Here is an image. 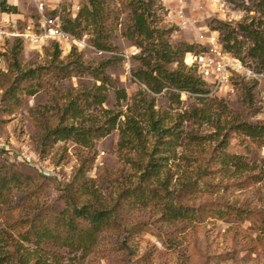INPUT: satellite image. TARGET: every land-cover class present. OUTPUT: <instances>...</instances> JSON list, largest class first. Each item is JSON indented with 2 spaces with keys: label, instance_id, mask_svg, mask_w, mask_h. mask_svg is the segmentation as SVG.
<instances>
[{
  "label": "rangeland",
  "instance_id": "374dc122",
  "mask_svg": "<svg viewBox=\"0 0 264 264\" xmlns=\"http://www.w3.org/2000/svg\"><path fill=\"white\" fill-rule=\"evenodd\" d=\"M53 1L64 25L74 20V5L81 13L91 8L89 0ZM14 2L18 12L13 14L25 18L18 27L23 30L35 9L26 0ZM100 3V35L84 18L76 31L67 30L82 45L52 42L37 48L17 38L4 46L0 176L6 182L0 184V264L24 257L27 264H264V135L243 129L264 126V79L241 82L225 97L171 84L155 93L138 76L147 70L144 58L154 62V55L147 43H137L132 27L135 9L143 6L151 25L167 30L165 38L181 49L178 61L167 66L170 70L182 67L199 77L186 62L190 52L184 51H200L213 31L225 48L233 45L235 54L239 51L240 58L261 69L250 55L253 43L245 29L262 22L258 28L264 34L259 0H208L197 29L176 24L171 0ZM3 18L8 17L0 14V27L7 29ZM98 40L107 48L97 47ZM32 70L36 76L30 77ZM96 73L108 81L101 89ZM9 87L15 88L13 99ZM89 91L105 95L104 104L88 98ZM74 98L83 108L80 122L88 125L105 122L103 109L133 114L149 146L154 132L149 133L145 102L154 99L155 118L179 133L177 145L158 160L163 163L160 173L142 178L140 162L146 157L132 148L124 150L127 158L119 153L118 128L96 140L92 149L46 136L48 129L72 122V114L64 116L63 109ZM2 146L37 157L42 165L15 161ZM84 204L111 212V223L95 241L87 242L83 233L89 222L74 218L70 225L67 220L72 209ZM44 226L53 234L39 239L36 229Z\"/></svg>",
  "mask_w": 264,
  "mask_h": 264
},
{
  "label": "trees",
  "instance_id": "16d2710c",
  "mask_svg": "<svg viewBox=\"0 0 264 264\" xmlns=\"http://www.w3.org/2000/svg\"><path fill=\"white\" fill-rule=\"evenodd\" d=\"M89 6L91 8L85 7L83 12H80L76 19L68 20V22L64 25L65 29L76 31V27L80 26L79 19L84 18L87 25H94L97 31L96 33L100 35V21L102 18L100 0H89ZM0 10L2 12L9 13L18 12L17 6L10 5L7 0H0ZM259 10L264 16V0H259ZM261 23L258 27L261 26ZM132 27L134 29V33L140 38L137 43H139L141 47L144 43H147V45L150 46V55H154L152 56V58H154V62H152L153 59L148 57L144 58L147 70L141 71L138 74L139 78L146 82L151 91L159 93L167 87V84H171L180 90H186L196 94H207L205 83L200 77H194L192 74L186 73L182 67L177 70H170L167 67L169 64L178 61V54L181 52V49H176L165 38L167 30H160L151 25L149 21V13L145 7L139 6L135 9ZM258 27L256 28L254 23H252L245 29L247 30L248 36L253 43L250 55L258 59L261 69H264V34ZM96 45L99 48H107V46L100 42V40L96 41ZM56 47L57 52H59L58 45ZM191 49L192 48L189 47L184 52H192ZM226 49L233 51V45L228 44ZM238 52L239 51H236L237 55ZM181 63L183 65L184 60H182ZM14 64L15 67L19 68V63L16 57ZM27 74L28 73H24L23 75ZM29 74L30 77L36 76V72L33 70L29 71ZM95 77L97 80L102 82V85L99 86L98 89L104 87V85L108 82L105 76L100 78L98 73L95 74ZM31 93L33 94V92ZM7 94L11 99L16 97L15 88L9 87ZM85 94L88 95V98L94 97L96 102L100 105H103L106 101L105 95H101L93 91L85 92ZM122 97H126L125 91L122 92ZM154 101V99H151L149 102H145L148 103L147 113L150 121L149 133H151V131L154 132L151 146H149L147 134L145 133L144 127H142L141 121L133 114L125 116L111 109H103V115L105 118V122L103 124L97 125L94 123L88 125L86 124V121L80 122L82 116H84V112L83 108L79 104V100L75 98L71 99L63 109L64 116L69 113L72 114V122L67 124L61 123L56 127L48 129L46 131V136L54 137L55 141L73 140L83 147L92 149L96 140L109 135L112 130L118 128L121 133L119 153L127 158L128 156L123 153L126 149L132 148L141 151V153H143L146 157L145 162H140V169L142 170L141 176L144 180H149L151 177L157 176L162 170L163 163H160L158 160L163 159V152L171 151L170 149L177 145L179 139V133L176 129L162 126L160 120L155 118V112L153 109ZM121 116H125V120H121ZM243 127L249 135H264V126H253L252 124H247L243 125ZM2 182L5 183L6 179L0 176V184ZM110 213L111 212L109 210L99 209L93 207L92 205L84 204L80 208L75 207L72 209L67 220L70 225H74V218H82L89 222V228L87 230H83V233L86 234L88 239L87 242H89L95 241L97 239L96 236L111 223L112 217ZM52 231L53 230H51L48 226H44L41 230L36 229V236L39 239L51 236L53 234ZM28 262L29 261L24 257L23 259L21 258L17 261L11 260L7 264H27Z\"/></svg>",
  "mask_w": 264,
  "mask_h": 264
},
{
  "label": "built area",
  "instance_id": "2783aa9c",
  "mask_svg": "<svg viewBox=\"0 0 264 264\" xmlns=\"http://www.w3.org/2000/svg\"><path fill=\"white\" fill-rule=\"evenodd\" d=\"M10 5H18L15 0H7ZM35 9V13L26 21L23 30H19V22L25 20L21 14L2 12L7 19L2 21L8 23L7 29L0 27V69L5 66L4 46L9 40L22 39L24 42L43 48L46 45L56 42L72 45H82L72 33L64 27L62 10L58 3L53 0H26ZM215 0H212L214 2ZM175 4L173 10L176 17V24L181 28H198L204 19V11L208 6V0H171ZM81 7L74 5L70 14L76 19ZM17 17V18H15ZM203 37V36H201ZM207 44L200 51L188 53V65L195 68L199 77L204 81L207 88V95L211 97H225L237 90L241 82H256L264 79V69H256L250 63L236 55L233 51L227 50L220 40L216 31L207 35ZM4 153L15 161L27 163L36 167L42 165L39 158H34L23 152L2 146Z\"/></svg>",
  "mask_w": 264,
  "mask_h": 264
}]
</instances>
